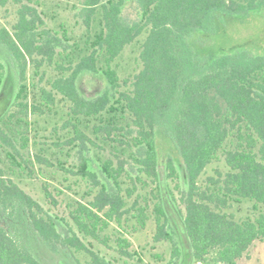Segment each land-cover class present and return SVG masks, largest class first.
<instances>
[{
    "label": "trees",
    "instance_id": "trees-1",
    "mask_svg": "<svg viewBox=\"0 0 264 264\" xmlns=\"http://www.w3.org/2000/svg\"><path fill=\"white\" fill-rule=\"evenodd\" d=\"M5 1L0 0V4ZM136 1L142 18L128 23L122 16L126 0H83L87 29L83 42L64 44L60 37L39 31L44 21L27 4L20 7L13 32L0 30V93L5 72L16 75L11 106L15 108L0 118V147L8 149L11 163L8 172L0 164V214L13 218L23 213L47 242L86 254L89 260L79 264H119L120 260L130 264L136 252L128 235L146 227L151 207L156 223L154 240L172 237L157 182L155 140L156 126L168 119L183 160L186 191L181 202L185 206L183 221L192 246L193 264H237L256 241L264 239V57H248L243 52L219 55L205 71L193 73L188 68L186 36L196 29H206L213 10L243 12L264 0ZM146 28L140 52L142 68L134 76L131 90L117 92L118 97L112 100V91L120 86L113 63ZM68 48L78 52L77 58L69 52L63 56L62 51ZM57 55L69 65L57 60ZM44 62L54 63L61 74L51 81L52 90L41 89L42 102L51 110L56 102L54 90L71 103L67 123L73 126L74 136L67 143H94L80 127L83 117L104 114L95 128L110 136L118 129L122 108L130 114L137 130V151L131 158L136 169V175L130 177L132 185L122 187L121 177L130 174L127 160L118 156L116 163L110 158L102 161L100 179L85 157L79 174L92 183L80 199L68 203L66 224L73 228L66 232L60 230L64 218L50 214L11 178L15 168L24 169L30 162L22 158L20 150L30 144L29 135L23 133L28 117L44 112L29 102L23 81L29 63L39 71ZM85 72L100 75L105 82L95 97H86L79 90L78 79ZM18 138L20 147L16 144ZM221 157L229 170L222 174L216 169L215 175L201 186L199 179L208 164ZM36 159L48 162L40 155ZM167 170L169 179L177 177L172 159L168 160ZM29 172H34L31 166ZM150 184L153 187L147 194H137L129 202L139 187L144 189ZM44 191L48 203L54 206L57 202L47 185ZM244 200L252 202L257 214L236 219L228 209ZM112 224L121 233L114 240L118 256L109 259L85 239L111 247L110 235L104 233ZM126 226L124 233L121 229ZM0 264L41 263L0 224Z\"/></svg>",
    "mask_w": 264,
    "mask_h": 264
},
{
    "label": "rangeland",
    "instance_id": "rangeland-1",
    "mask_svg": "<svg viewBox=\"0 0 264 264\" xmlns=\"http://www.w3.org/2000/svg\"><path fill=\"white\" fill-rule=\"evenodd\" d=\"M82 3L83 0H23L22 3L6 0L0 4V30L6 28L13 32V26L19 18V9L23 4H27L35 8L44 21V24L38 28L39 31L45 30L48 35L60 37L64 44L81 42L87 31L82 13ZM122 16L128 23L141 20L142 14L136 0H126ZM210 18V26L208 25L206 29H196L186 36L188 68L193 73L205 71L219 55L243 52L248 57H264V3L243 12L213 10ZM147 31L146 28L115 59L113 67L118 72L120 86L117 91H112L115 94L112 100L118 97L117 92L131 90L134 76L142 68L140 52ZM65 36L70 40H66ZM71 47L73 46L71 45ZM74 51L72 48H68L67 51H62V54L64 56L69 52L75 54L77 58L78 52ZM56 59L66 66L69 65L66 59L62 60L61 55H57ZM60 74L61 72L57 70L54 63L44 62L39 71L32 63L28 64L26 80L23 81L26 85L25 91L28 94L29 102L36 103L44 112L31 113L28 117V126H24L23 130V133L29 135L30 144L28 148L20 149L21 156L25 160L30 162L34 160V162L24 163V165L26 164L24 169L15 168V172H10L11 178L50 214L57 218H64L65 224L60 225V230L66 232L69 228H73L66 224V221L69 220L68 203L80 199L92 183L91 180L83 179L79 174L80 165L84 162L85 157L88 158L90 168L98 172L100 179L103 178L99 167L102 161L110 158L116 163L118 156L127 160L126 168L130 174L121 177L122 187L126 189L132 185L130 177L136 175V169L131 158L137 151L135 146L137 130L131 122L130 114L122 108L118 113V129L113 131L110 136L102 131L97 132L95 128L101 124V118L103 120L105 117L104 114L98 117H83L80 127L94 143H81L79 146H76L78 141L73 144L67 143L74 136L73 126L71 123H67L70 120L71 103L63 95L53 90L56 102L51 110H48L42 102L40 93L42 88L52 90L51 81ZM15 76L11 71L5 72V82L0 93V118L7 111L15 108H11L15 96ZM104 86L105 82L100 75L85 72L78 79L79 90L86 97H95L103 90ZM17 140L19 141L16 144L20 147V138ZM155 140L158 160L157 182L167 215V229L172 237L158 242L154 240L156 223L151 207L146 227L128 235L133 242V250L136 252L134 258L129 262L130 264H193L192 246L183 221L185 206L181 202V196L186 191L183 160L173 138L168 119L161 120L156 126ZM7 150V148L0 147V164L5 166L8 172V166L11 163L7 156ZM37 155L46 158L48 162H37ZM169 159H172L177 172V177L172 179L167 176ZM30 166L34 170L33 174L29 172ZM216 169L222 174L229 170L223 157L208 164L199 179L201 186L205 185L209 176L215 175ZM45 185L49 187L56 199L57 203L54 206L48 203L44 191ZM152 187L153 184L144 189L139 187L129 202H132L137 194H147ZM228 211L234 214L236 219L257 214L252 209V202L248 200L233 203ZM0 224L4 225L41 264H79V262L84 263L89 260L84 253H76L68 248L54 246L44 240L34 229L30 219L26 218L23 213L13 218L0 214ZM127 229L126 226L121 231L124 230L125 233ZM120 233L115 224L105 231L104 234L110 235L111 247L93 241L91 238H86L85 241H92L95 250L112 259L118 256L114 240ZM119 264H123V261L120 260ZM237 264H264V239L256 241L238 260Z\"/></svg>",
    "mask_w": 264,
    "mask_h": 264
}]
</instances>
